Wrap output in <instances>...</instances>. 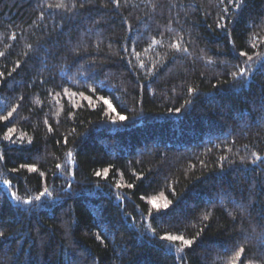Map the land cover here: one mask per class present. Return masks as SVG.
I'll use <instances>...</instances> for the list:
<instances>
[{
	"label": "trees",
	"instance_id": "1",
	"mask_svg": "<svg viewBox=\"0 0 264 264\" xmlns=\"http://www.w3.org/2000/svg\"><path fill=\"white\" fill-rule=\"evenodd\" d=\"M0 232V264H264V0H0Z\"/></svg>",
	"mask_w": 264,
	"mask_h": 264
},
{
	"label": "snow or ice",
	"instance_id": "2",
	"mask_svg": "<svg viewBox=\"0 0 264 264\" xmlns=\"http://www.w3.org/2000/svg\"><path fill=\"white\" fill-rule=\"evenodd\" d=\"M176 47L179 48V45H177ZM241 55H247V54H246V53H241ZM249 59H251V58L249 57ZM245 71H246L245 69H241V70H240V75H244V74H245ZM85 99L90 100V97H85ZM104 103L108 105V108L110 109V111H111L112 113H116V109L112 106L111 103H109L107 100H105ZM9 115H10V114H9ZM117 118H118L120 121H124V120L127 119V117H125V116H123V115H119V114L117 113V116H116L115 118H113V122H114V123H115V120H116ZM58 167H59V166H58ZM32 171H35V168H33ZM96 175H97V176H101L102 173L97 172ZM103 175H107V172L105 171V172L103 173ZM4 183H5V184H8L9 181H4ZM47 192H48V190L45 188L44 193H47ZM44 193H41V195H44ZM12 195L15 196L16 194H15V193H12ZM17 199H19V198L17 197ZM36 199L39 200V199H40V196H37ZM26 203H31V201H26ZM163 207H164V208H167L168 205H167V204H164ZM205 218H207V217H205ZM3 235H4V234H3L2 232H0V236H3ZM165 239H167L168 241H172V242L181 241L184 245H191V244H192V241H191V240H186L183 236L168 235V236L165 237ZM180 250L182 251V249H180ZM243 252H244V249H243V248H240L239 252L237 253V259L239 258L240 253H243ZM233 264H235V261H233Z\"/></svg>",
	"mask_w": 264,
	"mask_h": 264
}]
</instances>
